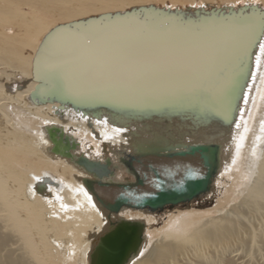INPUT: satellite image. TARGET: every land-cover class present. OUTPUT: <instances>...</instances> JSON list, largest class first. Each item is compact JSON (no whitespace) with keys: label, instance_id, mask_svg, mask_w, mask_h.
Wrapping results in <instances>:
<instances>
[{"label":"bare ground","instance_id":"obj_1","mask_svg":"<svg viewBox=\"0 0 264 264\" xmlns=\"http://www.w3.org/2000/svg\"><path fill=\"white\" fill-rule=\"evenodd\" d=\"M110 7L47 28L26 69L0 59V264H76L82 245L80 264L98 263L114 216L83 185L82 177L96 178L83 161L109 163L115 178L126 169L123 148L178 154L210 145L218 147L212 187L230 173L252 179L239 201L211 218L209 229L190 231L194 216L177 218L157 244L144 237V221L127 219L144 229L123 264H256L264 248V139L257 141L264 7L250 0L185 11ZM80 32H100L113 43L103 56H90L67 43ZM157 32L171 41L149 38ZM24 116L42 123L32 127ZM18 146L45 167L24 165L22 177L13 166ZM49 163L80 173L81 183L61 179ZM104 194L115 197L111 189ZM127 229L133 237L135 228Z\"/></svg>","mask_w":264,"mask_h":264},{"label":"rangeland","instance_id":"obj_2","mask_svg":"<svg viewBox=\"0 0 264 264\" xmlns=\"http://www.w3.org/2000/svg\"><path fill=\"white\" fill-rule=\"evenodd\" d=\"M243 1L246 0H0V59L26 69L33 58V50L36 49L47 28L76 18H84L99 12L114 10L115 8L110 6L117 4L121 8L144 4L157 7L170 5L174 10L185 11L194 9V6L197 8L200 4H203L206 9H213L216 6L229 4L240 5ZM250 1L257 2L258 5L264 7V0ZM24 118L32 127L42 123L40 119L33 121L30 117L24 116ZM263 139L264 128L257 139L258 144L263 143ZM18 148L20 150L17 149L15 152L16 159L13 166L22 177L24 176V170H26L25 166L35 172L45 167L42 161L32 154L27 153L25 159L22 151L23 146H18ZM49 164L51 170L61 179L69 182L73 179L71 171L59 166V164ZM116 175L115 178L118 180H131V177L123 170H118ZM249 180L252 179L246 177L240 179L235 173L220 176L214 187H212V194H208L207 198L211 196L212 199L205 206L176 208L158 215H150L141 211H127L122 215L130 219L144 220L146 223L144 237L146 235L145 238L151 244H157L159 243L157 240L165 231L175 228L177 223L174 221L181 218V216H194L195 223L190 231L196 226L209 229L211 227L209 224L210 219L228 211L233 204L237 203L241 197L242 189L246 183L250 182ZM101 224L102 222L96 224L97 228ZM95 232L96 230L90 233L89 236ZM99 249L101 252V247ZM262 250L259 252V257H255L256 261L258 260L256 264H264V248Z\"/></svg>","mask_w":264,"mask_h":264},{"label":"water","instance_id":"obj_3","mask_svg":"<svg viewBox=\"0 0 264 264\" xmlns=\"http://www.w3.org/2000/svg\"><path fill=\"white\" fill-rule=\"evenodd\" d=\"M166 151L158 149L135 154L126 153L124 148L119 151L120 163L132 176L131 181L115 179L116 168H111L107 162L83 161L88 171L92 170V175L96 176L82 177L83 185L103 207L106 216H114L111 227L102 237L101 257L97 264H123L142 241L144 223L118 217V212L131 209L154 214L167 206L199 200L211 192L218 169L216 145L195 146L178 154ZM107 189L115 196L111 200L103 198L107 196L104 194ZM133 227L136 232L129 237L131 233L127 228ZM125 238H128L127 242L123 241Z\"/></svg>","mask_w":264,"mask_h":264},{"label":"snow or ice","instance_id":"obj_4","mask_svg":"<svg viewBox=\"0 0 264 264\" xmlns=\"http://www.w3.org/2000/svg\"><path fill=\"white\" fill-rule=\"evenodd\" d=\"M261 27H264V22ZM149 38L161 43L171 41V37L166 32L150 33ZM67 43L74 49L90 56H103L113 42L100 32H80L68 37ZM260 47L264 49V44H261Z\"/></svg>","mask_w":264,"mask_h":264},{"label":"flooded vegetation","instance_id":"obj_5","mask_svg":"<svg viewBox=\"0 0 264 264\" xmlns=\"http://www.w3.org/2000/svg\"><path fill=\"white\" fill-rule=\"evenodd\" d=\"M58 139V138H57ZM86 158V157H85ZM91 160V159H90ZM61 161H63L64 162V160H62L61 159ZM123 169H120V170H123L124 172H126L127 173V175L129 176V177H131V180L133 179L132 178V176L131 175H129V173L127 172V171H125V168L124 167H122ZM68 171H71V174H73L72 175V178L74 179V181H80L78 178H81L82 177V175L80 174V173H78V172H76L75 170H71V169H67ZM116 172H118V171H116ZM130 180V181H131ZM80 183H81V181H80ZM82 185V184H81ZM83 186V185H82ZM84 188V187H83ZM86 191V190H85ZM87 193V192H86ZM211 193V192H210ZM88 194V193H87ZM209 194V193H208ZM212 194V193H211ZM207 196V195H206ZM206 196L205 197H203V198H200L199 200H194V201H192V202H190V203H188V204H179V205H176V206H172V207H170V206H167V207H165L161 212H158V213H154V214H150V215H158V214H160V213H163V212H165V211H167V212H170V210L172 211V210H174V209H176V208H190V207H197V206H200V205H202V206H205V205H207L209 202H210V200L212 199V197L210 196L209 198H206ZM97 209V208H96ZM98 210V209H97ZM127 211H132V210H123V211H121L120 212V216H122V218H124L125 216H123L122 215V213H124V212H127ZM100 212V211H99ZM146 214H148V213H146ZM100 215H101V213H100ZM102 216V215H101ZM126 219H130V218H127V217H125ZM142 221H144V220H142ZM145 222V221H144ZM146 224V223H145ZM103 227V226H102ZM95 234V233H94ZM88 236H89V234H88ZM87 236V237H88ZM67 237H69L70 239H71V237H70V234L68 235V231L66 230V235H65V237L64 238H67ZM71 242H72V240H71ZM89 242V241H88ZM72 246H74V244L72 243ZM71 246V247H72ZM83 246V245H82ZM81 246V247H82ZM71 247L69 248V250H70V254L67 256V257H70L72 254H73V252H72V249H71ZM80 247V248H81ZM88 247V246H87ZM80 248L78 249V251H77V259H76V264H80V261H79V250H80ZM65 257V256H64ZM66 257V258H67Z\"/></svg>","mask_w":264,"mask_h":264}]
</instances>
